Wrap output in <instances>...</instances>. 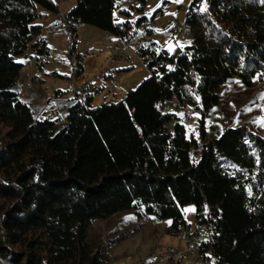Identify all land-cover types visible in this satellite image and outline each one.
Segmentation results:
<instances>
[{"label":"trees","instance_id":"16d2710c","mask_svg":"<svg viewBox=\"0 0 264 264\" xmlns=\"http://www.w3.org/2000/svg\"><path fill=\"white\" fill-rule=\"evenodd\" d=\"M120 1L76 0L58 21L71 35L85 25L131 41ZM38 8L59 13L56 0H0V264H107L94 222L139 214L169 220L165 233L177 237L189 230L188 205L216 221L202 255L264 264V137L232 120L205 129L231 82H264V0H192L188 45L157 52L148 39L146 80L95 108V95L71 99L62 124L34 120L19 98ZM173 102L200 113L196 137L165 112Z\"/></svg>","mask_w":264,"mask_h":264},{"label":"rangeland","instance_id":"374dc122","mask_svg":"<svg viewBox=\"0 0 264 264\" xmlns=\"http://www.w3.org/2000/svg\"><path fill=\"white\" fill-rule=\"evenodd\" d=\"M56 2L58 15L38 8L40 18L35 24L40 27V34L19 61L22 64L18 79L19 98L30 107L34 120L43 118L62 124L66 120L65 109L73 103L71 99L95 95L91 104L95 108L103 102L118 101L134 90L149 77L143 49L135 51L138 43L145 47L151 39L146 36L148 27L155 32L152 48L157 52L172 51L191 42L185 16L192 0H180L179 3L176 0H146L143 8L138 0L117 2V21L129 24L131 41L85 25L77 27L76 35H71L58 19L75 6L76 0ZM163 2H168L169 8L165 14H160L159 7ZM199 7L203 10L204 4L200 3ZM141 18H153V21L140 23ZM36 53L38 57H35ZM34 62L38 65H30ZM80 66L82 74L77 77L75 71ZM53 73L67 75L68 79H57ZM165 112L180 122L188 134L196 137L199 133L201 116L191 107L179 108L173 102ZM229 120L264 137V82L251 88L231 82L211 120L205 123V129L222 127ZM184 212L189 230L177 237L165 233L169 220L158 221L132 213L96 221L91 231L105 244L107 264H158L156 254L164 249L181 253L183 264H195V258L186 252L197 231L194 206H186Z\"/></svg>","mask_w":264,"mask_h":264},{"label":"built area","instance_id":"2783aa9c","mask_svg":"<svg viewBox=\"0 0 264 264\" xmlns=\"http://www.w3.org/2000/svg\"><path fill=\"white\" fill-rule=\"evenodd\" d=\"M168 8L169 3L163 2L159 7L160 14H165ZM51 32H53V30H50V33ZM144 48L145 47H142V45L138 43L135 51L138 52ZM35 57H38L37 53L35 54ZM30 65L36 66L38 63L34 62L33 64L30 63ZM190 112H192V110ZM215 223V219L212 218L208 210L202 211L197 218V231L195 233V237L192 239L188 249L186 250L188 254H191L195 258V264H215L217 262V258L215 256L208 255L207 253L202 255L204 247L206 245L212 246L215 242V238L217 236ZM156 259L158 264H183L181 253L172 250L164 249L158 251Z\"/></svg>","mask_w":264,"mask_h":264},{"label":"crops","instance_id":"0c3cea01","mask_svg":"<svg viewBox=\"0 0 264 264\" xmlns=\"http://www.w3.org/2000/svg\"><path fill=\"white\" fill-rule=\"evenodd\" d=\"M37 21V20H36ZM34 25L35 26H38V25H36L35 23H34ZM82 26V25H81ZM155 34V33H154ZM115 37V36H114ZM152 37H154V36H151L150 38H151V40L153 41V42H155L154 40H153V38ZM167 51H171V50H167ZM185 209V208H184ZM194 217H195V208H194ZM188 222V221H187ZM194 238V237H193Z\"/></svg>","mask_w":264,"mask_h":264},{"label":"snow or ice","instance_id":"6c2138e0","mask_svg":"<svg viewBox=\"0 0 264 264\" xmlns=\"http://www.w3.org/2000/svg\"><path fill=\"white\" fill-rule=\"evenodd\" d=\"M176 2H177V3H179V2H180V0H176Z\"/></svg>","mask_w":264,"mask_h":264}]
</instances>
